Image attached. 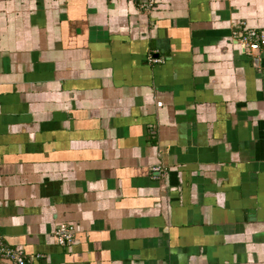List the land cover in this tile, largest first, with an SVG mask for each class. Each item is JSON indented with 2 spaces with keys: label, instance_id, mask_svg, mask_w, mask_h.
I'll use <instances>...</instances> for the list:
<instances>
[{
  "label": "crops",
  "instance_id": "0c3cea01",
  "mask_svg": "<svg viewBox=\"0 0 264 264\" xmlns=\"http://www.w3.org/2000/svg\"><path fill=\"white\" fill-rule=\"evenodd\" d=\"M240 23L264 30V0H0V245L264 264V46Z\"/></svg>",
  "mask_w": 264,
  "mask_h": 264
},
{
  "label": "built area",
  "instance_id": "2783aa9c",
  "mask_svg": "<svg viewBox=\"0 0 264 264\" xmlns=\"http://www.w3.org/2000/svg\"><path fill=\"white\" fill-rule=\"evenodd\" d=\"M138 10L142 12H150L155 6V0H134ZM234 38L237 39V44L243 50L244 54L251 55L257 52L264 46V30L247 28L243 24L236 26L233 31ZM149 63L157 64L160 62L157 58H148ZM73 227L69 225H60L54 231V241L56 244L65 247L73 242ZM0 258L12 264H30L25 254L20 249L10 248L0 245Z\"/></svg>",
  "mask_w": 264,
  "mask_h": 264
},
{
  "label": "rangeland",
  "instance_id": "374dc122",
  "mask_svg": "<svg viewBox=\"0 0 264 264\" xmlns=\"http://www.w3.org/2000/svg\"><path fill=\"white\" fill-rule=\"evenodd\" d=\"M257 30H261V29H257ZM243 51V50H242Z\"/></svg>",
  "mask_w": 264,
  "mask_h": 264
}]
</instances>
